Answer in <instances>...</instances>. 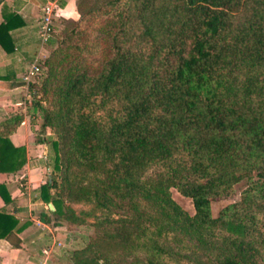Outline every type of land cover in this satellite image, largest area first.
I'll return each mask as SVG.
<instances>
[{
    "label": "trees",
    "instance_id": "1",
    "mask_svg": "<svg viewBox=\"0 0 264 264\" xmlns=\"http://www.w3.org/2000/svg\"><path fill=\"white\" fill-rule=\"evenodd\" d=\"M121 3L100 26L95 66L76 53L80 21L66 19L45 59L42 98L32 92L31 115L43 116L37 142L50 151L40 186L49 211L77 223L68 201L109 212L69 264H264V0H78L77 8L84 20ZM0 5V46L10 53L25 21ZM22 120L0 122V173L27 162L11 138ZM242 181L240 198L213 215L212 203ZM0 197L12 202L4 182ZM25 225L0 209V238Z\"/></svg>",
    "mask_w": 264,
    "mask_h": 264
},
{
    "label": "crops",
    "instance_id": "2",
    "mask_svg": "<svg viewBox=\"0 0 264 264\" xmlns=\"http://www.w3.org/2000/svg\"><path fill=\"white\" fill-rule=\"evenodd\" d=\"M10 1L9 6L17 9L25 23L12 31L15 40L13 52L7 53L0 46V122L13 114H23V120L11 138L16 145L26 147L27 162L16 173H0V182L7 185L12 197L8 204L0 197V209L14 212L20 223L26 225L11 237L0 238V264H59L62 260L69 264V252L64 255L65 249L61 248L57 255L49 249L55 242L54 231L64 226L51 224V218L57 215L49 211V203L40 195V186L51 172L47 164L49 147L46 143L37 142V128L31 123L32 111L25 110L30 100L26 96L25 84L21 82L31 62L46 51V47L41 46L38 31L41 6L47 0ZM71 6L72 0H60L58 9L64 13L68 8L72 9ZM70 12L77 19L78 12ZM36 115L34 119H37Z\"/></svg>",
    "mask_w": 264,
    "mask_h": 264
},
{
    "label": "rangeland",
    "instance_id": "3",
    "mask_svg": "<svg viewBox=\"0 0 264 264\" xmlns=\"http://www.w3.org/2000/svg\"><path fill=\"white\" fill-rule=\"evenodd\" d=\"M48 1V0H47ZM56 5L54 7V17H53V23H54V32L52 34V37L50 39H54V43H51L50 40L46 43H42L40 37L39 40L41 42V46H45L46 51H43V54L40 56L41 62L43 63V69L39 75L34 77L31 81V85H33V90L30 91V84H27L24 80L21 82L25 84L26 87V96H28V100H30L27 103L26 111L28 110L32 111L30 109L31 102L33 100V93L34 91L37 92V98H42V91H41V83L43 79L46 76L47 72V66L45 65V59L51 54V52L60 45L64 29H65V20L66 19H74L72 17L73 12H70L71 10H74L78 12L77 19L80 21V29L81 33L76 35L74 37L73 43L77 44L80 48L79 50H76V53L80 55L81 58L84 59V61H87L92 66H95L98 61L102 57V51L104 44L102 42L101 38V32H100V26L104 23L107 17L113 16L117 13V11L125 5V3H121L120 6H112L108 9L107 12L102 13L98 16H89L86 19L82 20L81 15L77 8V2L78 0H72V9L68 8V10L64 13H61V11L58 9L60 0H55ZM6 2H9L11 4L12 1L6 0ZM45 4V3H44ZM43 4V5H44ZM43 5L41 7H43ZM42 12V8H41ZM0 14H2L1 11V5H0ZM42 17V14H41ZM39 36V34H38ZM32 63V62H31ZM24 75V74H23ZM47 102V101H44ZM24 111V110H23ZM22 111V112H23ZM32 114V112H31ZM37 119L31 117V123H33V127L37 128L36 133L38 137V131L40 130V125L43 122V116L41 111L38 110V114L36 115ZM36 123V125H35ZM35 125V126H34ZM51 129H47V133H51ZM50 152V151H49ZM51 163L50 159H47V164ZM52 172V171H51ZM246 181H242L236 186L235 193L228 198H221L217 201H214L211 205V211L213 215H218L220 210L234 202L235 200H238L241 196V192L243 188L246 187ZM172 196L174 199L182 205L187 211L190 213H194V205L191 198L186 197L182 195L176 188H172ZM67 205L71 206L76 214L81 218V222H70L66 219H62L59 217L51 218V221L55 223V225H63L64 227H57V230L54 231V244L50 246V250H52V253L57 252V255L59 252H61V248L65 249L64 255L66 253H70L73 249L83 246L88 237L91 235H94L96 233L95 228V222H97L98 218H103L104 216L108 215V211L104 209H99L95 207L93 203L90 202H70L68 201ZM52 234V233H51ZM57 250V251H56ZM65 258V257H64ZM70 262V261H69ZM59 264H65L64 261H60Z\"/></svg>",
    "mask_w": 264,
    "mask_h": 264
},
{
    "label": "built area",
    "instance_id": "4",
    "mask_svg": "<svg viewBox=\"0 0 264 264\" xmlns=\"http://www.w3.org/2000/svg\"><path fill=\"white\" fill-rule=\"evenodd\" d=\"M56 5L55 0H48L42 7V17L40 19L39 24V37L42 41V43H46L50 40L52 37L53 31H54V23H53V17H54V7ZM41 62V58L36 57L28 69L25 71L23 75V80L30 84L32 79L39 75L43 69Z\"/></svg>",
    "mask_w": 264,
    "mask_h": 264
},
{
    "label": "water",
    "instance_id": "5",
    "mask_svg": "<svg viewBox=\"0 0 264 264\" xmlns=\"http://www.w3.org/2000/svg\"><path fill=\"white\" fill-rule=\"evenodd\" d=\"M49 207L51 208V210H55V206L52 202L49 203Z\"/></svg>",
    "mask_w": 264,
    "mask_h": 264
}]
</instances>
